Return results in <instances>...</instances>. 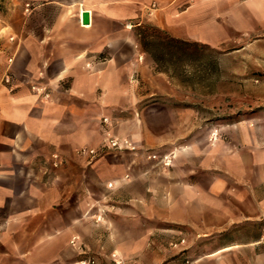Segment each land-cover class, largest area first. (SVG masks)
<instances>
[{
	"label": "crops",
	"instance_id": "0c3cea01",
	"mask_svg": "<svg viewBox=\"0 0 264 264\" xmlns=\"http://www.w3.org/2000/svg\"><path fill=\"white\" fill-rule=\"evenodd\" d=\"M239 3L13 0L12 17H0V264H79L83 247L125 259V247L145 246L141 209L136 219L124 208L86 205L99 184L139 206L149 191L155 221L198 232L264 216L262 126L198 125L193 108L156 100L176 89L135 33L148 23L218 46L228 28L243 31L244 16L264 25V0H245L244 10ZM111 138L129 148L88 153ZM146 150L168 151L170 167L151 164ZM250 264H264V252Z\"/></svg>",
	"mask_w": 264,
	"mask_h": 264
},
{
	"label": "rangeland",
	"instance_id": "374dc122",
	"mask_svg": "<svg viewBox=\"0 0 264 264\" xmlns=\"http://www.w3.org/2000/svg\"><path fill=\"white\" fill-rule=\"evenodd\" d=\"M241 1L235 9H245V0ZM10 4L13 0H0V17L3 19L12 17ZM25 6L24 12H28ZM243 21V31L228 28L230 39L218 46L200 48L197 60L188 56L177 59L166 53L158 65L153 61L154 71L166 74L176 89V97L154 98L158 101L164 99L175 107L193 108L198 125L243 123L260 125L264 132V25L256 26L250 17L245 16ZM125 28L131 27L126 24ZM191 51L189 49L188 52ZM100 153L95 156H100ZM144 153L151 164L171 165L168 151L146 150ZM152 154L157 157L152 158ZM110 186L99 184L97 196L84 200L86 205L101 210L124 208L136 219H140L138 211L141 209V216L147 215L149 227L146 243L141 247L133 244L125 247L129 251L125 259L122 253L95 254L92 248L83 247L82 260L92 259L90 264H236L237 261L250 264L254 253L264 252L263 215L233 221L227 224L226 229L198 232L185 225L173 226L155 221V200L149 191L146 206H139L136 200H129L123 192L110 191ZM106 217L100 211L96 219L103 222ZM100 233L106 234V229ZM140 233L142 231H132V239Z\"/></svg>",
	"mask_w": 264,
	"mask_h": 264
},
{
	"label": "trees",
	"instance_id": "16d2710c",
	"mask_svg": "<svg viewBox=\"0 0 264 264\" xmlns=\"http://www.w3.org/2000/svg\"><path fill=\"white\" fill-rule=\"evenodd\" d=\"M135 33L140 45L156 65L161 62L166 53L177 59L188 56L192 60H197V51L200 48H209L206 44L173 38L165 31L148 23L137 26ZM189 49H192V51L188 52Z\"/></svg>",
	"mask_w": 264,
	"mask_h": 264
},
{
	"label": "built area",
	"instance_id": "2783aa9c",
	"mask_svg": "<svg viewBox=\"0 0 264 264\" xmlns=\"http://www.w3.org/2000/svg\"><path fill=\"white\" fill-rule=\"evenodd\" d=\"M25 7H26L25 10L28 11L29 10V5L26 4ZM5 82H9V77L8 76L5 78ZM32 89L37 90V88H35V87H32ZM124 148H129V144H128V142L126 140L119 141V140H116V139L111 138V139L108 140L107 144L103 145L98 150L91 149V150H88V153L90 155H96V154H99L100 152H103L104 150H107V149H124ZM81 151L82 152H85V150H81ZM151 157L152 158H156L157 155L152 154ZM53 158L56 159L57 156L56 155H53ZM164 159H166V156L164 157ZM54 164L56 165L57 162L54 163ZM90 263H93V260L92 259L82 260V261L79 262V264H90Z\"/></svg>",
	"mask_w": 264,
	"mask_h": 264
},
{
	"label": "water",
	"instance_id": "95a60500",
	"mask_svg": "<svg viewBox=\"0 0 264 264\" xmlns=\"http://www.w3.org/2000/svg\"><path fill=\"white\" fill-rule=\"evenodd\" d=\"M81 22L82 24L84 25H87L90 23V14H89V11L87 10H84L81 14Z\"/></svg>",
	"mask_w": 264,
	"mask_h": 264
}]
</instances>
